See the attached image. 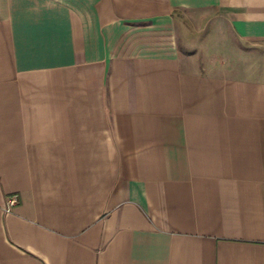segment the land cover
<instances>
[{"label":"crops","instance_id":"obj_1","mask_svg":"<svg viewBox=\"0 0 264 264\" xmlns=\"http://www.w3.org/2000/svg\"><path fill=\"white\" fill-rule=\"evenodd\" d=\"M197 14L264 47V0H0V264H264V67Z\"/></svg>","mask_w":264,"mask_h":264},{"label":"rangeland","instance_id":"obj_2","mask_svg":"<svg viewBox=\"0 0 264 264\" xmlns=\"http://www.w3.org/2000/svg\"><path fill=\"white\" fill-rule=\"evenodd\" d=\"M199 16L197 14L190 18L191 28H187L184 33L186 40H189L185 50L193 56L201 68H206L208 65V67L213 66L212 68L217 69L221 65L218 64L219 60H223L226 65L250 66L254 62V58L257 59L256 62L260 66L264 67L263 45L260 47L244 45L231 31L226 30V26L221 22L219 16L213 17V19L205 15L201 18ZM182 41H184V37L181 36L179 43L182 44ZM243 50H245L243 55H236L237 51L243 52ZM238 61L240 62L238 63Z\"/></svg>","mask_w":264,"mask_h":264},{"label":"built area","instance_id":"obj_3","mask_svg":"<svg viewBox=\"0 0 264 264\" xmlns=\"http://www.w3.org/2000/svg\"><path fill=\"white\" fill-rule=\"evenodd\" d=\"M18 202L19 195L16 192L8 194L5 198L4 210L10 211Z\"/></svg>","mask_w":264,"mask_h":264}]
</instances>
